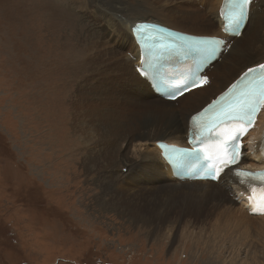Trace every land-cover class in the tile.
Here are the masks:
<instances>
[{
	"label": "bare ground",
	"instance_id": "obj_1",
	"mask_svg": "<svg viewBox=\"0 0 264 264\" xmlns=\"http://www.w3.org/2000/svg\"><path fill=\"white\" fill-rule=\"evenodd\" d=\"M224 1L82 2L92 40L86 47L88 79L85 84L78 83L71 102V127L82 134L78 146L82 156L75 162L85 177L99 182L94 195L99 197L98 209H114L120 218L127 216L144 228L148 237L156 241L160 237L187 238L223 258L222 264H264V213L253 212L260 191L258 182L239 176L236 168L224 171L216 182L180 181L171 175L155 143L185 144L189 130L195 126L193 116L244 70L264 62V0H250L246 25L236 38L222 32ZM188 2L203 9L202 3L207 6L202 11ZM137 21L159 23L197 36L225 38L223 53L204 71L208 82L175 101L154 94L138 72L140 50L131 32ZM247 31L252 34L240 44ZM84 85L93 92L90 102L87 94L79 91ZM145 88L152 96L142 92ZM176 102L178 110L173 106ZM141 141L151 146L137 149ZM129 149L134 158H129ZM240 164L245 168L264 166V110L244 139ZM131 174L139 176L140 189H124ZM62 180L69 185L66 177Z\"/></svg>",
	"mask_w": 264,
	"mask_h": 264
},
{
	"label": "rangeland",
	"instance_id": "obj_2",
	"mask_svg": "<svg viewBox=\"0 0 264 264\" xmlns=\"http://www.w3.org/2000/svg\"><path fill=\"white\" fill-rule=\"evenodd\" d=\"M80 2L0 0V264H222L202 244L156 241L127 216L98 209L99 182L76 164L82 134L71 127L92 40ZM86 86L79 91L90 102ZM139 179L131 174L124 189H140Z\"/></svg>",
	"mask_w": 264,
	"mask_h": 264
},
{
	"label": "snow or ice",
	"instance_id": "obj_3",
	"mask_svg": "<svg viewBox=\"0 0 264 264\" xmlns=\"http://www.w3.org/2000/svg\"><path fill=\"white\" fill-rule=\"evenodd\" d=\"M233 5L232 19L236 26H239V21L243 19L244 6L250 3V0H230ZM257 69L259 71H257ZM256 73L249 81L251 87H247V91L238 92L234 97L230 98L226 102V106L222 105L218 119L227 121H240L235 132L230 137L233 142L237 141L239 136L244 135L248 128L254 123V117L258 109L264 106V63L258 64L255 68H249L245 75ZM207 78H203V83L206 84ZM232 150V156L221 160L220 166L215 169V173L211 178L216 179L225 169L231 170L232 165L238 164L236 156L238 153V144L230 146ZM240 176L246 175L245 173H237ZM247 175H254L248 173ZM264 176V174H261ZM243 182V181H242Z\"/></svg>",
	"mask_w": 264,
	"mask_h": 264
}]
</instances>
